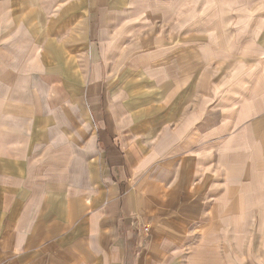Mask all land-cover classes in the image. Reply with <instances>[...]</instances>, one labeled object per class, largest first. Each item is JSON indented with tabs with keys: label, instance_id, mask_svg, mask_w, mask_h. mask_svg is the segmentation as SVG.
Listing matches in <instances>:
<instances>
[{
	"label": "crops",
	"instance_id": "0c3cea01",
	"mask_svg": "<svg viewBox=\"0 0 264 264\" xmlns=\"http://www.w3.org/2000/svg\"><path fill=\"white\" fill-rule=\"evenodd\" d=\"M203 1L187 25L151 18V0H61L48 4L58 9L44 40L22 19L20 42L0 41V264H264V20L236 34L229 15L217 33ZM171 40L185 54L179 87ZM109 42L125 68L119 88L151 81V108L94 113L99 172L87 145L71 174L83 190L27 176L41 169L16 102L100 107ZM72 121L65 153L86 137Z\"/></svg>",
	"mask_w": 264,
	"mask_h": 264
},
{
	"label": "rangeland",
	"instance_id": "374dc122",
	"mask_svg": "<svg viewBox=\"0 0 264 264\" xmlns=\"http://www.w3.org/2000/svg\"><path fill=\"white\" fill-rule=\"evenodd\" d=\"M111 1L112 0H108V3ZM52 2L56 3L55 6H58L61 0H0V41H4V39L7 38V40L9 39L8 42H20V40H22V36L18 33V25L22 19L25 21L23 23L29 25V32L32 34H29L28 37L31 38L33 42L44 40L47 35L41 32L42 24L44 23L43 18L49 19L54 16V14H57L58 7H55V11L54 8L48 6V4H51ZM164 3V0H151V18L160 19L170 13L169 16L173 20H180L181 18L188 19L187 25H190V23L195 21L197 18V16H195L197 8L196 0H180V2L179 0H175L172 4L173 8H171V11ZM198 8L197 12L201 13V17L204 15L205 18L208 17L214 19V26L217 33L223 29V23L226 24L225 29L228 28L227 17L229 15L235 22H233L234 24L230 27L233 29L235 28L234 30L236 31V34H238L239 29L244 28V25L249 27L250 24H256L259 21L264 20V0H229V2H227V0H204L198 4ZM4 24L8 25L7 34L3 31L2 26ZM188 28H192V30L188 31L189 35L194 33V26H188ZM33 45L36 46L35 43H33ZM170 46L173 47V50L170 53L171 56L169 55L172 58L171 62L173 63L172 77H177L176 83L177 87H179L180 76L178 72H180L181 55L184 54V52L180 49L181 43H177L176 40H171ZM176 47L179 48L177 52L174 51L176 50ZM115 50V43L109 42V44H107V52L109 56L107 58V64L103 69V71L106 70L105 77L107 78V88L104 90V94L106 92L105 97L107 98L103 99L102 97V105H100V107L96 108L95 106H92V104L89 105L86 100H82V105H72L67 102V104H65V108H62L59 105H49L46 102L40 107L36 105L30 106V104L19 106V101L16 102L18 106L14 107H17L20 111V114H16V117L20 118L21 129H28V132H30L24 144L29 148L35 149L38 153L37 157L39 159L41 169L37 171L29 170V175L27 174V176H33L39 179L43 178V180L51 179L52 182L54 180L53 178H55V182L59 183V187L57 188L59 190H68L70 188L83 190V186L80 188L77 184L79 181H74L71 178V174L74 172L78 177H80L83 173L84 170L79 171L83 167V165H81L82 162H80L79 159L84 158V155H82L81 152L83 151V147L87 145L91 146V152L93 153H90L92 160L91 170L99 172V170L97 171V163L99 161L100 153L99 149L93 142L92 132H89L91 129L90 126L93 125L94 113H123V109L127 113H137L140 110L151 108L148 105H144L151 102V89H149V85L151 84L149 82L151 81H138L142 83L139 86L140 89L136 88L133 90L119 88L124 84L121 82V74H123L122 72L125 68L123 64H121L122 58L120 56H114L116 54ZM88 68L89 70L93 69L90 65ZM95 68L96 67H94V69ZM15 69L16 68L13 67V70ZM51 69L55 70L56 68L52 66ZM28 81L29 83L37 82L39 85L43 86L48 85L47 81L36 79L34 76H29ZM129 81L130 82H128L127 85L130 86L132 85V82L131 80ZM67 85L68 84H66V86ZM141 86L146 87L142 88ZM48 87H50L49 92H53L52 86L49 85ZM186 87L187 86L185 85L184 88ZM65 89L68 91L66 87ZM40 92L41 91L38 92V97H33L30 101H42L39 100L43 97ZM177 93H180V90L177 91ZM122 96L124 97L120 99ZM141 103L143 105H141ZM174 108L178 109L179 107L175 106ZM59 116L60 119H64L65 121H60ZM73 119L76 120L72 121L76 125V130H84L86 137L82 143H74L75 153H65L67 147L72 145V142L68 139L72 136H68V134L64 133L69 130L68 124H71V120ZM58 129L61 130V135L63 134L64 136H56L55 138L54 131H58ZM77 140L79 139L77 138ZM20 145H22V143ZM20 145L17 144L12 147H19ZM52 151H58V153H51ZM30 155L29 158H31ZM87 156L88 154L86 157ZM53 163L54 165L57 163V166L53 167ZM71 164L72 167L70 168L69 165ZM22 174L24 175L23 171ZM74 184L77 185L74 186ZM92 187L94 190V185ZM43 188L46 189L47 186L44 185Z\"/></svg>",
	"mask_w": 264,
	"mask_h": 264
},
{
	"label": "built area",
	"instance_id": "2783aa9c",
	"mask_svg": "<svg viewBox=\"0 0 264 264\" xmlns=\"http://www.w3.org/2000/svg\"><path fill=\"white\" fill-rule=\"evenodd\" d=\"M145 229H148V227H145Z\"/></svg>",
	"mask_w": 264,
	"mask_h": 264
}]
</instances>
